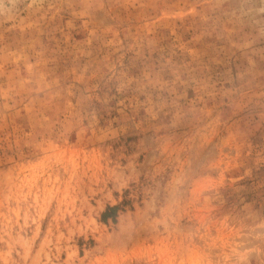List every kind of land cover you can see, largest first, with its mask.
Wrapping results in <instances>:
<instances>
[{"label":"rangeland","instance_id":"1","mask_svg":"<svg viewBox=\"0 0 264 264\" xmlns=\"http://www.w3.org/2000/svg\"><path fill=\"white\" fill-rule=\"evenodd\" d=\"M0 264H264V0H0Z\"/></svg>","mask_w":264,"mask_h":264}]
</instances>
